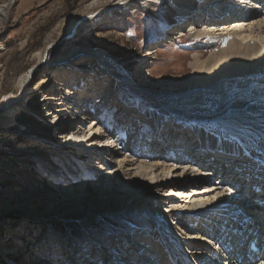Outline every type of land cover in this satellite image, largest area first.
<instances>
[{
	"label": "rangeland",
	"instance_id": "374dc122",
	"mask_svg": "<svg viewBox=\"0 0 264 264\" xmlns=\"http://www.w3.org/2000/svg\"><path fill=\"white\" fill-rule=\"evenodd\" d=\"M131 1L121 7L117 4L124 0H0V257L5 264H155L149 261L156 246L164 257L168 255L148 213L158 206L184 207L189 201L185 196L203 191L204 186H225L215 181L206 184L201 178L185 188L171 180L162 184L155 175L144 176L139 164L130 169L127 162L117 170V158L124 154L137 161L132 153L143 158L152 155L168 165L177 163L158 141L145 147L146 141L141 140V134L158 126L147 118L149 111L157 108L156 120L164 136L165 125L173 122L149 94L186 92L184 79L193 75L195 53L209 52L189 35V20L179 19L171 0ZM91 14L92 22H83ZM219 36L216 32L209 37ZM73 51H79L76 57L66 59ZM91 51L104 55L116 75L98 68L85 53ZM40 53L53 56L54 61L41 62ZM32 69L35 73L24 95L19 81ZM6 97L13 98L8 109L2 105ZM84 98L90 100L93 115L101 110L92 117L103 127L102 135L113 142L107 149L115 153L113 159L110 152L102 153L93 145L96 137L88 131L91 118L80 120L77 105ZM179 121L176 125L181 129ZM201 125L200 130L209 133L206 126L210 125ZM72 129L85 132L86 141L77 144L81 134L73 136ZM131 134L138 144L126 153L130 147L125 138ZM236 146L231 144L226 152L233 155ZM257 158L255 164L264 172V158ZM167 184L171 186L159 187ZM131 195L139 201L130 202L127 209L89 213L115 197ZM84 213L90 215L78 219ZM178 213L186 219L192 214ZM202 219L196 218V229L209 222ZM205 244L192 240L186 252L197 256Z\"/></svg>",
	"mask_w": 264,
	"mask_h": 264
},
{
	"label": "bare ground",
	"instance_id": "6f19581e",
	"mask_svg": "<svg viewBox=\"0 0 264 264\" xmlns=\"http://www.w3.org/2000/svg\"><path fill=\"white\" fill-rule=\"evenodd\" d=\"M247 1L249 0H205V2L171 0L178 11L179 19L189 20V27L186 29L189 35L200 41L201 47L209 49V52L195 53L191 63L193 75L184 79V85L189 88L186 92L178 95L149 94L152 100L172 116L173 122L165 125L166 135L164 136L165 133L163 131L160 133L161 125L156 120L158 113L152 116L149 112L158 126L153 131L146 130L141 134V140H144L143 144L146 141L145 147L150 144L152 146V140L158 141V146L165 147L168 150V153L166 152L168 156L170 155L174 162L177 160V163L168 165L161 159L152 158V155L146 154L147 156L144 155L145 158H143L142 154L139 156L133 154L131 150L137 147L138 142L135 135L131 134L125 138L130 147L126 149V153H132V158L137 156V161L128 160L129 158L124 154L117 158V170L127 162L130 169L139 164V169L144 176L155 175L158 182L162 184L171 180L185 188L186 183L201 178L206 180V184H212L215 181L213 184L225 186L219 188L204 186L203 191L185 196L189 201L184 207L181 204H175L176 208L164 210L163 207L158 206L155 209L156 212L148 213L155 223L157 239L164 244L168 255L164 257L157 251L159 247L156 246L150 254L153 258L150 259V263L245 264L242 260V263H236L233 258L231 259L233 251L242 243V240H238L237 237H240L243 232L246 234L244 230L249 229L251 225L256 232L260 231L261 227L257 220L259 221L261 216L264 217V206H260L257 200L264 201V172L260 170L262 166L258 167L256 164L259 162H257L259 160L257 156L264 158V2L250 0L248 3ZM259 2L263 3L260 7ZM132 3L131 0H124L117 5L125 7ZM253 8L257 10H252ZM93 16V14L85 16L83 22H92ZM245 16L251 19L247 18L240 24H234ZM246 21L249 24L243 25ZM205 25H207L206 28ZM209 27L215 28L220 36L209 37L216 34V32L206 31ZM178 34L180 37L184 35L182 32ZM78 52L73 51L66 59H74ZM85 53L88 58L98 64V68L116 75L100 52ZM149 54L153 53L149 52ZM39 59L47 63L54 61L53 56L44 57L43 53L39 54ZM34 70L20 78L19 85L24 95L27 94ZM104 98L105 96L102 97ZM50 99L60 100L58 97ZM12 100L11 97L4 98L2 105L5 109L12 107ZM89 101L84 98L77 105L82 113L80 120L88 121L91 118V128L88 131L96 137L93 145L100 147L99 151L102 153L110 152L107 149L114 144L107 138L108 135H102L103 127L100 122L93 120ZM98 101L92 105L97 104ZM155 109L158 112L157 108ZM100 111L97 110L93 116L97 117ZM177 117L183 119L182 122L175 121ZM178 121L181 123V129L176 125ZM186 122L190 123L187 125ZM204 123L210 125L206 126L209 133L200 130L201 124ZM229 131L233 132L232 135L228 134ZM71 132L73 136L81 134L77 136V144L86 141L85 132L74 129ZM231 144L241 146V149L236 146L233 155H229L226 151L230 150L228 148ZM137 151H140V148ZM114 156L115 153L110 152L109 158L113 159ZM138 158L143 159L138 161ZM161 161L163 162L160 163ZM194 164L196 168L200 166L197 171L193 169ZM253 173L255 175H252ZM253 184L260 186L262 192L256 193L249 190L248 187L252 188ZM169 186L171 184L159 187ZM227 186L229 189L226 188ZM235 189L238 192H234ZM134 197L131 195L127 198L128 200L115 197L104 207L93 209L89 213L91 215L108 214L111 211L127 209L129 204L138 203L139 198ZM214 198L222 201L215 204ZM224 202L232 204L231 207ZM187 211L192 212L191 217L187 219L178 213ZM89 213L82 214L78 219L83 220L90 215ZM200 215L209 222L205 220V225L201 224L196 229V218ZM198 239L206 241L202 251L197 256H194L191 251L186 252L189 242ZM258 264H264V262Z\"/></svg>",
	"mask_w": 264,
	"mask_h": 264
},
{
	"label": "trees",
	"instance_id": "16d2710c",
	"mask_svg": "<svg viewBox=\"0 0 264 264\" xmlns=\"http://www.w3.org/2000/svg\"><path fill=\"white\" fill-rule=\"evenodd\" d=\"M21 123L22 124H24V125H27L29 128H31V129H33V130H35V131H39V129H37V127L36 126H29L28 124H27V122H25L24 120H21ZM46 133V132H45ZM0 264H5V261L0 257Z\"/></svg>",
	"mask_w": 264,
	"mask_h": 264
}]
</instances>
